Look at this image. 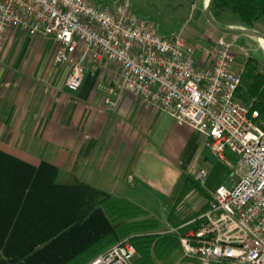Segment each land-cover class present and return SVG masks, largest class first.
<instances>
[{
	"label": "crops",
	"instance_id": "1",
	"mask_svg": "<svg viewBox=\"0 0 264 264\" xmlns=\"http://www.w3.org/2000/svg\"><path fill=\"white\" fill-rule=\"evenodd\" d=\"M200 1L203 9L210 2ZM227 13L234 14L217 16ZM223 26L264 35V17L252 27L239 20ZM19 34H9V55L0 58V264H68L115 233L103 210L113 197L130 200L171 232L194 229L208 204L186 218L179 210L196 192L213 196L191 171L211 152L209 139L123 90L120 68L105 60L86 65L83 86L71 92V68L55 62L53 43L34 55L32 40ZM222 37L214 32L205 44L185 42L209 46ZM254 38L264 53V40ZM23 46L24 55L9 57ZM196 60L209 65L203 55ZM6 61L17 67L4 78ZM27 69L28 77H19ZM188 180L203 192L179 204L185 224L173 230L169 216Z\"/></svg>",
	"mask_w": 264,
	"mask_h": 264
},
{
	"label": "built area",
	"instance_id": "2",
	"mask_svg": "<svg viewBox=\"0 0 264 264\" xmlns=\"http://www.w3.org/2000/svg\"><path fill=\"white\" fill-rule=\"evenodd\" d=\"M13 31L53 43L55 62L71 68V92L83 86L86 65L105 60L120 68L123 90L204 134L219 159L236 155V184L217 189L194 229L175 231L180 264H264V122L237 99L242 77L232 43L190 46L160 36L129 3L111 12L89 0H0V53ZM207 177L199 172L201 185ZM136 256L126 239L89 264H134Z\"/></svg>",
	"mask_w": 264,
	"mask_h": 264
},
{
	"label": "rangeland",
	"instance_id": "3",
	"mask_svg": "<svg viewBox=\"0 0 264 264\" xmlns=\"http://www.w3.org/2000/svg\"><path fill=\"white\" fill-rule=\"evenodd\" d=\"M89 1L92 4L111 12L115 11L119 6L129 3L134 15L142 20H145L162 37H180L184 41L205 44L207 39L206 37L210 36L214 32H217L219 36H223L222 38H225L228 42L233 44V54L236 58V69L241 73V75L246 70L247 61L251 58L258 62L260 67L259 70L264 73V53L259 49L257 40L251 36L225 33L217 29L209 20L207 11L206 9H203V3L200 0ZM212 13L217 17L221 25H228L231 22H235V20L241 21L237 15L232 13H227L222 17L217 16V11L212 10ZM19 35L20 38L25 41V43H27L28 40H32L35 46L34 51L32 52L34 55L38 54L40 47L42 49L43 47H46V45L48 46L47 43H49L45 38H36L24 33H20ZM234 38H240V41H235ZM213 42L209 45L210 47H212L214 44ZM189 45L195 46L191 43H189ZM30 52L31 51H29V53ZM24 54L25 46L21 48H13L9 57L16 58V55L22 56ZM5 55H9L8 50L6 49V43L4 51L0 53V58L4 57ZM200 55L202 56V54ZM28 65L31 66L29 63ZM16 67V63L14 65L11 64V62L6 61L3 63L2 76L4 78L7 77L9 72L11 73L16 71ZM29 72L30 69L28 71H23L20 73L19 77L26 78L30 74ZM34 78H36L35 80L37 82H41V76H39L38 73L34 75ZM62 79L64 78L62 77ZM226 158L228 162L219 159L212 153V151H208L203 158L196 160L194 166L191 167V171L195 176H197V174L202 170L207 173L208 177L205 187L209 193H212V195L216 193L220 186H225L228 188L233 187L239 179L237 173L239 161L238 157L231 152H228L226 154ZM211 199L204 198V196L196 192L181 204L179 211L181 214H183V218H186L188 215L199 212L204 205L209 204ZM159 217L161 219L160 221L166 225L164 222L165 216L160 214ZM164 228L161 226V233L164 234L171 232L169 231L170 228ZM122 241L124 240L118 239L117 243L114 245H117ZM182 259L183 256H180L175 264H180Z\"/></svg>",
	"mask_w": 264,
	"mask_h": 264
},
{
	"label": "trees",
	"instance_id": "4",
	"mask_svg": "<svg viewBox=\"0 0 264 264\" xmlns=\"http://www.w3.org/2000/svg\"><path fill=\"white\" fill-rule=\"evenodd\" d=\"M212 10H231L244 24L252 27L264 17V0H214ZM259 69L256 60L251 58L247 61L246 70L241 75L242 84L237 99L258 111L264 122V73ZM193 191L203 192V189L197 182L188 180L169 216L173 230H179L185 224L177 215V209ZM103 210L116 227L115 233L106 236L68 264H89L112 248L118 239H129L136 246L137 256L134 264H175L177 259L183 256L179 234L175 231L161 233L162 224L130 200L113 197L103 205Z\"/></svg>",
	"mask_w": 264,
	"mask_h": 264
},
{
	"label": "water",
	"instance_id": "5",
	"mask_svg": "<svg viewBox=\"0 0 264 264\" xmlns=\"http://www.w3.org/2000/svg\"><path fill=\"white\" fill-rule=\"evenodd\" d=\"M213 2H214V0H210L208 6L206 8V11H207V15H208L209 20L212 22V24L217 29H219L220 31L225 32V33L242 34V35H247V36H251V37H257V38H260V39L264 40V35H262V34H260L258 32H255V31H252V30H246V29L226 28V27L222 26L216 20V18L214 17V15L212 13Z\"/></svg>",
	"mask_w": 264,
	"mask_h": 264
}]
</instances>
